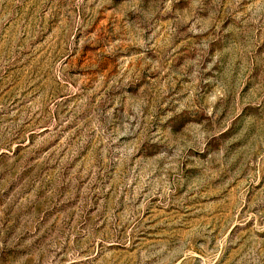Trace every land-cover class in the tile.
Returning <instances> with one entry per match:
<instances>
[{
  "label": "rangeland",
  "instance_id": "1",
  "mask_svg": "<svg viewBox=\"0 0 264 264\" xmlns=\"http://www.w3.org/2000/svg\"><path fill=\"white\" fill-rule=\"evenodd\" d=\"M0 264H264V0H0Z\"/></svg>",
  "mask_w": 264,
  "mask_h": 264
}]
</instances>
